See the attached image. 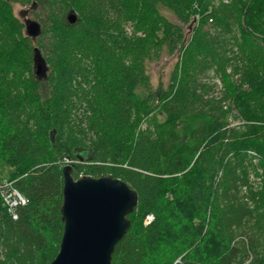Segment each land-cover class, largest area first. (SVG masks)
Returning <instances> with one entry per match:
<instances>
[{"label": "trees", "instance_id": "obj_1", "mask_svg": "<svg viewBox=\"0 0 264 264\" xmlns=\"http://www.w3.org/2000/svg\"><path fill=\"white\" fill-rule=\"evenodd\" d=\"M12 4L39 10L37 41ZM157 5L185 27L201 22L187 40ZM159 34L179 63L157 95L144 66L160 60ZM36 48L49 69L43 82ZM251 55L264 58V23L247 0H0L1 144L5 164L21 165L8 182L0 179V264L57 257L67 161L76 180L112 176L138 195L112 264H264V158L241 149L264 120L241 110L245 124L230 126L224 116L188 112L197 70L222 71ZM245 98L264 113V92ZM6 191L25 203L11 212Z\"/></svg>", "mask_w": 264, "mask_h": 264}, {"label": "water", "instance_id": "obj_2", "mask_svg": "<svg viewBox=\"0 0 264 264\" xmlns=\"http://www.w3.org/2000/svg\"><path fill=\"white\" fill-rule=\"evenodd\" d=\"M67 20L74 25L77 14L72 11ZM24 25L26 35L37 41L42 34L41 24L26 19ZM48 71L46 60L36 48L35 76L46 81ZM63 176L64 231L59 253L51 264H112L117 245L131 227L128 217L138 205L137 193L112 176L76 180L70 165L64 167Z\"/></svg>", "mask_w": 264, "mask_h": 264}, {"label": "rangeland", "instance_id": "obj_3", "mask_svg": "<svg viewBox=\"0 0 264 264\" xmlns=\"http://www.w3.org/2000/svg\"><path fill=\"white\" fill-rule=\"evenodd\" d=\"M157 8L161 16L183 28L187 40L191 37L192 32L201 22V19L197 17L195 23H193V19L192 26L185 27L180 23L172 11L162 5H157ZM247 8L249 14L254 13V16L257 17L261 23H264V0H247ZM12 11L14 16L23 23L26 19L40 22V19H37L34 15V13L39 12V10L32 12L30 5L22 6L20 4H12ZM22 13H24V15H22ZM209 22V28L212 29V21ZM126 30L129 34L133 32L132 23L126 25ZM159 44L162 45L160 60L156 62H148L144 66V72L149 77L151 85L157 95L164 93L168 89L172 81L173 72L179 63V54L176 53L171 55L169 53L167 41L163 34H159ZM191 79L194 94L193 99L188 104V112L190 116L199 114L206 115L213 119L224 116L226 122L229 124L231 123V116L233 117L232 119L234 123L242 122L243 118L240 116L239 112L245 110L249 116H253V118L261 121L264 120V113L257 112L245 98V95L248 92H255L256 94L264 92V58L251 55L246 63L239 66L227 67L222 71L211 70L207 73H203L200 70H197L196 74L192 75ZM250 84L255 85L249 90L248 85ZM3 113L0 105V179H3L4 182H8L10 179L9 174L12 171H17L21 165L12 164L8 166L4 162L7 155L1 144V137L4 134L3 131H6L3 124ZM160 120L161 122L166 121L164 117ZM189 121L190 119H185L180 124V127L178 128L180 134L184 133ZM260 136L261 138H259ZM247 141L248 145L242 146L246 148L241 149L253 152L257 151L259 152V156L264 158V130L256 132L252 138ZM262 178L263 197L261 199V213L264 216V175ZM170 226H172V224H170ZM178 228L179 232H181L182 227ZM167 236H169V234ZM262 255L264 261V246Z\"/></svg>", "mask_w": 264, "mask_h": 264}, {"label": "built area", "instance_id": "obj_4", "mask_svg": "<svg viewBox=\"0 0 264 264\" xmlns=\"http://www.w3.org/2000/svg\"><path fill=\"white\" fill-rule=\"evenodd\" d=\"M232 118L233 117L231 116L230 126H238V125L242 126V125L245 124V121L234 123ZM66 164L67 165H71L72 162L67 161ZM3 198H4V201H5L6 205L9 207L11 212H13L14 208H16L20 203H22V204L25 203L24 198L17 191H11V192L10 191L9 192L6 191V192L3 193ZM153 219L154 218L152 216H149L147 218V224L151 223L153 221Z\"/></svg>", "mask_w": 264, "mask_h": 264}]
</instances>
